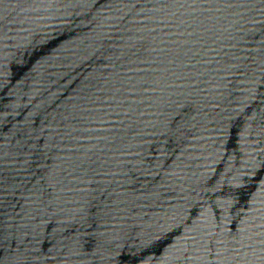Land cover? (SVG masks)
<instances>
[{"label": "water", "instance_id": "95a60500", "mask_svg": "<svg viewBox=\"0 0 264 264\" xmlns=\"http://www.w3.org/2000/svg\"><path fill=\"white\" fill-rule=\"evenodd\" d=\"M0 264H264V0H0Z\"/></svg>", "mask_w": 264, "mask_h": 264}]
</instances>
